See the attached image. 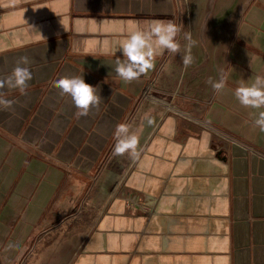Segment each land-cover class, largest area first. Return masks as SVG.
I'll list each match as a JSON object with an SVG mask.
<instances>
[{
    "label": "crops",
    "instance_id": "crops-1",
    "mask_svg": "<svg viewBox=\"0 0 264 264\" xmlns=\"http://www.w3.org/2000/svg\"><path fill=\"white\" fill-rule=\"evenodd\" d=\"M202 1L0 0V79L21 56L32 72L26 94L0 89V264H264V105L234 94L264 77V0L221 22ZM168 20L181 47L119 79L113 43ZM81 74L101 97L87 115L53 83ZM120 123L138 143L115 155Z\"/></svg>",
    "mask_w": 264,
    "mask_h": 264
},
{
    "label": "clouds",
    "instance_id": "clouds-1",
    "mask_svg": "<svg viewBox=\"0 0 264 264\" xmlns=\"http://www.w3.org/2000/svg\"><path fill=\"white\" fill-rule=\"evenodd\" d=\"M181 31L180 26L172 20L152 21L146 25H136L129 33L116 40L112 47L120 52L115 57L113 71L116 76L124 82L138 79L145 71L153 67L156 57L166 50L175 52L181 44L177 39ZM184 54L181 57L182 64L187 68L193 62L191 32L185 34ZM28 57L21 56L16 66L3 79H0V89L4 87L17 89L21 94H26L32 72L29 68ZM226 73L221 74L217 80H209L211 87L219 93L226 86ZM54 85L59 89L60 95L70 96L77 115H87L90 108H95L101 101L98 94V86L87 84L83 75L60 77L54 80ZM234 94L241 105L258 108L264 105V77L257 75L251 84L237 87ZM14 101L0 95V111L11 109ZM151 122V121H149ZM254 125L264 132V111L259 112L253 121ZM115 144L113 154L120 155L124 152H132L138 143L135 133H130L128 125L117 124L113 133ZM12 246V245H9ZM84 257L77 259L76 264H84Z\"/></svg>",
    "mask_w": 264,
    "mask_h": 264
},
{
    "label": "rangeland",
    "instance_id": "rangeland-1",
    "mask_svg": "<svg viewBox=\"0 0 264 264\" xmlns=\"http://www.w3.org/2000/svg\"><path fill=\"white\" fill-rule=\"evenodd\" d=\"M205 1V0H203ZM202 1V4L204 5V2ZM216 0H206V5H214ZM232 0H218V12H221L222 14L218 13V22L225 21L227 19L228 13L230 12V7L234 6L233 8L238 12H241L242 9V1L243 0H233L234 4L231 3ZM187 2L190 5L194 4V0H187ZM216 4V3H215ZM237 4V6H236ZM2 126H0L1 128ZM10 132V131H9Z\"/></svg>",
    "mask_w": 264,
    "mask_h": 264
},
{
    "label": "built area",
    "instance_id": "built-area-1",
    "mask_svg": "<svg viewBox=\"0 0 264 264\" xmlns=\"http://www.w3.org/2000/svg\"><path fill=\"white\" fill-rule=\"evenodd\" d=\"M151 89H152V85H148L146 91L144 92L143 98H151L152 97L151 93H150ZM218 135H220L222 138H225V139L229 138V135H227L226 133H223V132L218 131Z\"/></svg>",
    "mask_w": 264,
    "mask_h": 264
}]
</instances>
